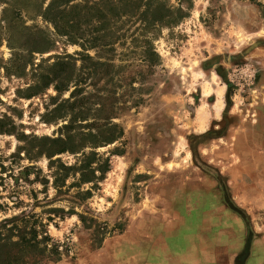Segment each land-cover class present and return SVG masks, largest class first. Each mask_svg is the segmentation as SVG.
Here are the masks:
<instances>
[{
	"label": "rangeland",
	"instance_id": "1",
	"mask_svg": "<svg viewBox=\"0 0 264 264\" xmlns=\"http://www.w3.org/2000/svg\"><path fill=\"white\" fill-rule=\"evenodd\" d=\"M147 4L171 12L149 24ZM94 7L114 18L104 46ZM75 82L99 116L116 83L141 88L115 141L64 142L92 130L54 117ZM0 130V264H138L156 226H183L165 236L182 247L212 220L264 238V0H0Z\"/></svg>",
	"mask_w": 264,
	"mask_h": 264
},
{
	"label": "trees",
	"instance_id": "2",
	"mask_svg": "<svg viewBox=\"0 0 264 264\" xmlns=\"http://www.w3.org/2000/svg\"><path fill=\"white\" fill-rule=\"evenodd\" d=\"M129 1H134V0H129ZM130 3V2H129ZM131 4V3H130ZM136 4V3H135ZM137 5V4H136ZM51 5H48L45 9L46 12H51ZM109 7L111 8H116L117 5H114L112 3L108 4ZM95 9V21L98 24L96 27V30L98 35L96 37L94 36H90L88 38V42L89 40L92 41H102L99 42L100 45H106L107 42H103L104 37L107 34H113L112 30L114 29L113 26H109V19L113 20V17L108 16L109 11H105L103 8L101 7H94ZM44 11V12H45ZM161 12H165V13H169L171 12V10L169 8H166V6L164 5H149L147 4L146 7L144 8L143 12L141 13V16L143 14V16H145V18L147 19L146 22H148L149 24H156V23H163V17H164V13L162 14ZM112 15V14H110ZM116 15V13L114 14ZM150 15V16H149ZM113 16V15H112ZM80 21V19L77 20H70V24L71 25H67V27L72 28L73 27V23L75 22V24L77 25L78 22ZM113 22V21H112ZM57 27V26H56ZM58 31L61 33H63L64 31L58 29ZM100 33V35H99ZM67 34V33H66ZM65 34V35H66ZM106 41V40H105ZM108 41V40H107ZM153 54H155L153 52ZM156 55V54H155ZM69 57V56H67ZM88 60H91L90 57H87ZM68 63V62H67ZM91 63V62H90ZM92 65H106L110 67V63L107 62H92ZM83 67V65H82ZM112 67V65H111ZM118 69H116L113 74L117 75L118 74ZM55 78H52V80H54ZM120 87H122L121 85H119L118 83H116L114 86H112L111 90H110V94H111V102L108 104L110 106V114H105L103 116H99V112H104L106 111V106L104 104L103 101L97 102L96 104L98 105L95 109L92 110L91 106L95 105V103L92 100V96H95V94H83L82 93V88L78 86V83L75 82L74 84V88L70 91L69 96L66 99H62L60 100L58 103H56V105L54 106V108L52 109L53 112L59 113L61 112V116H56L54 115L55 113H53L54 117L57 118H61V117H65L64 113L68 114V118H67V123L64 124V128H71L69 127L70 125L79 122V125H88L87 128H91L92 130L89 132H85V131H77L76 133H67L64 136V142L65 143H74L75 142V138H77L79 141H84L86 138H90L91 142H94L96 144L99 143H111L113 141H115L119 136H121L122 134V130L116 125V124H111L108 125V123L111 122L112 118H115L117 113L119 112V110H121L123 107V102L119 101V98H124V96H128V93L130 92H136L137 94H140L139 91H141V88H135L133 86L130 85V83H128V87L129 89H127L126 91H122L121 95L118 94ZM55 90H59V86L56 84L54 85ZM123 93V94H122ZM101 94V93H100ZM141 98L137 95L134 98H132L131 100H128L127 97L124 98V103H128L130 105L133 106H137L139 105ZM107 105V106H108ZM62 113L64 115H62ZM89 115H92V120L91 124H86L87 120L85 119L86 117H88ZM84 122V123H83ZM81 128H83L82 126H79ZM7 131V130H6ZM6 131H2L0 130V133H4ZM43 139V138H42ZM97 141V142H96ZM81 143V142H79ZM95 144V145H96ZM94 145V146H95ZM64 150H61V152ZM72 153L76 152V151H72ZM83 156V159L81 160V164L79 165V169L82 171L85 167L90 166V164L92 163V159H94L95 153L91 152L89 156L85 155L84 152L81 153ZM48 157H52V155H48ZM71 167H68L66 169H69ZM93 172V171H92ZM83 172H81V175H85L82 174ZM84 177V176H83ZM84 178H82L83 180ZM57 186V185H56ZM2 227V226H0ZM1 241V239H0Z\"/></svg>",
	"mask_w": 264,
	"mask_h": 264
},
{
	"label": "crops",
	"instance_id": "3",
	"mask_svg": "<svg viewBox=\"0 0 264 264\" xmlns=\"http://www.w3.org/2000/svg\"><path fill=\"white\" fill-rule=\"evenodd\" d=\"M203 202L205 204L206 200L204 199ZM208 205L215 206L216 203L208 200ZM226 215L232 217L231 214ZM187 223H190V219ZM219 224L212 220L210 226H184L185 238L181 242L182 247H172L165 236L170 234L169 230L174 232L183 226H169L167 233L160 231L162 229L160 226H156L157 228L152 229L155 233L143 241L148 244L147 247L153 249L147 248L149 253L141 255V260L136 256L127 255L125 261L138 264H176L180 258L181 264H238L242 251L240 249L244 246L240 239L244 226ZM149 254L153 257L149 258ZM243 263L264 264V238L255 239L250 243L249 253Z\"/></svg>",
	"mask_w": 264,
	"mask_h": 264
},
{
	"label": "water",
	"instance_id": "4",
	"mask_svg": "<svg viewBox=\"0 0 264 264\" xmlns=\"http://www.w3.org/2000/svg\"><path fill=\"white\" fill-rule=\"evenodd\" d=\"M225 200L228 204V206L234 210L235 212H237L238 214H240V216L243 218V220H245V214L244 212L239 209L237 206H235L227 197L226 193H225ZM249 247H250V237L247 238L245 244H244V247L240 253V261L238 264H244L243 261L244 259L246 258V256L248 255L249 253Z\"/></svg>",
	"mask_w": 264,
	"mask_h": 264
}]
</instances>
